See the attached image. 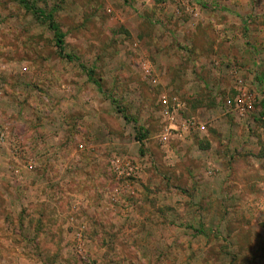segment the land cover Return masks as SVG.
Wrapping results in <instances>:
<instances>
[{
    "label": "rangeland",
    "instance_id": "1",
    "mask_svg": "<svg viewBox=\"0 0 264 264\" xmlns=\"http://www.w3.org/2000/svg\"><path fill=\"white\" fill-rule=\"evenodd\" d=\"M27 1L76 59L0 0V264H264V0Z\"/></svg>",
    "mask_w": 264,
    "mask_h": 264
},
{
    "label": "trees",
    "instance_id": "2",
    "mask_svg": "<svg viewBox=\"0 0 264 264\" xmlns=\"http://www.w3.org/2000/svg\"><path fill=\"white\" fill-rule=\"evenodd\" d=\"M21 3L24 5V7L28 11L32 12L35 16H38V17L44 19V21L48 22L49 27L54 32L55 41H56V44L59 48L60 55L68 58L69 60H75L76 57L74 55L65 53V46H66L65 37H66V34L63 32L62 28L56 22L54 15L52 13H46V12H43V11L35 8L27 0H21ZM83 67L88 71L89 77L91 79H93L94 71L88 70L85 66H83ZM96 83H97L99 88L102 87L101 84L99 83V81H96ZM140 139H139V141H140Z\"/></svg>",
    "mask_w": 264,
    "mask_h": 264
},
{
    "label": "built area",
    "instance_id": "3",
    "mask_svg": "<svg viewBox=\"0 0 264 264\" xmlns=\"http://www.w3.org/2000/svg\"><path fill=\"white\" fill-rule=\"evenodd\" d=\"M6 130L4 128V126L0 123V146H2L4 144V142L6 141Z\"/></svg>",
    "mask_w": 264,
    "mask_h": 264
}]
</instances>
